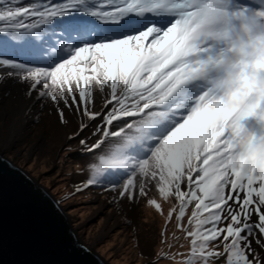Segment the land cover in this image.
I'll return each instance as SVG.
<instances>
[{"label":"snow or ice","instance_id":"6c2138e0","mask_svg":"<svg viewBox=\"0 0 264 264\" xmlns=\"http://www.w3.org/2000/svg\"><path fill=\"white\" fill-rule=\"evenodd\" d=\"M250 2L0 0V72L78 113L68 139L95 125L96 143L79 141L87 153L124 139L130 166L113 153L101 163L120 168L103 178L120 185L121 199L154 185L176 202L167 218L191 241L180 264H264V164L251 148L264 145V133L245 123L264 104L254 108L252 93L235 98L205 83L234 19L264 16V8L244 6ZM52 47L57 54L46 55ZM101 171L94 167L84 186L99 183Z\"/></svg>","mask_w":264,"mask_h":264},{"label":"rangeland","instance_id":"374dc122","mask_svg":"<svg viewBox=\"0 0 264 264\" xmlns=\"http://www.w3.org/2000/svg\"><path fill=\"white\" fill-rule=\"evenodd\" d=\"M33 2L22 0L25 6ZM56 54L55 47L49 48L46 53L51 56ZM18 59L22 60V56ZM2 76L8 77L7 72H0V81ZM7 95H0V115L5 108L9 119ZM102 95L99 93L94 111L100 110ZM39 106L40 111L28 125L29 131L8 149L1 147L0 125V153L28 170L38 183L60 201L78 240L109 264H180L182 260L188 259L190 239L175 227V216L170 221L167 218V213L176 204L174 200H163L154 185L148 186L147 195L141 196L137 192L134 200L121 199L118 196L120 185L113 189V184L102 177L105 170H113L101 165V159L111 158L118 151L119 158L126 160L130 166V150L124 147V139L110 137L94 154L87 153L79 141L90 137L88 145L95 144L96 138L91 137L95 125L79 138L68 139L77 128L79 114L66 108L63 102L55 104L50 98L40 99ZM57 108L64 110L69 121L67 124L61 123ZM59 125L66 128V140ZM51 143L55 144L56 150H49L47 144ZM94 167L104 168L95 177L99 183L85 187V182L93 175ZM150 199L160 204L159 211L149 205ZM187 214L190 215V211ZM184 224L187 227L186 218ZM162 255L167 256V259L160 260Z\"/></svg>","mask_w":264,"mask_h":264},{"label":"water","instance_id":"95a60500","mask_svg":"<svg viewBox=\"0 0 264 264\" xmlns=\"http://www.w3.org/2000/svg\"><path fill=\"white\" fill-rule=\"evenodd\" d=\"M67 219L50 191L0 154V264H109Z\"/></svg>","mask_w":264,"mask_h":264},{"label":"clouds","instance_id":"9594fccd","mask_svg":"<svg viewBox=\"0 0 264 264\" xmlns=\"http://www.w3.org/2000/svg\"><path fill=\"white\" fill-rule=\"evenodd\" d=\"M231 2L235 4L238 0H231ZM244 6L261 10L264 8V0H251ZM221 47L223 55H218V61L212 66L205 83L208 87L215 88L220 94L231 92L235 98H240L245 92L252 93L255 97L253 107L260 108L261 104H264V16L250 17L246 21L235 18L230 34L227 40L222 42ZM24 59L25 57L22 56V60ZM253 121L255 129L250 131L257 135L264 133V109L258 111ZM251 148L264 164V145L255 144L251 145ZM4 157L11 164L20 167L9 157ZM25 171L28 172V170Z\"/></svg>","mask_w":264,"mask_h":264},{"label":"bare ground","instance_id":"6f19581e","mask_svg":"<svg viewBox=\"0 0 264 264\" xmlns=\"http://www.w3.org/2000/svg\"><path fill=\"white\" fill-rule=\"evenodd\" d=\"M2 78L0 81V95H6L8 93L7 109L9 119L6 117V109L3 108L2 114L0 115V125L2 128L1 147L8 149L11 145L15 144L17 139L25 136L29 131L30 126L28 127V125L40 111L39 101L42 98L36 93L31 92L27 85L20 82L17 78H4L3 76ZM249 120L252 121V127L249 130H254V121L251 118ZM59 126L62 127L66 140V128L64 125ZM47 145L50 151L56 150L55 144L51 143V145Z\"/></svg>","mask_w":264,"mask_h":264}]
</instances>
